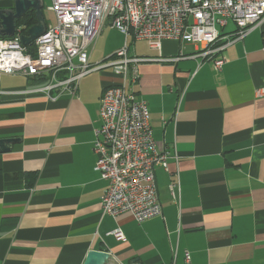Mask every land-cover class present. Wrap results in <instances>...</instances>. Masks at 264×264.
Returning <instances> with one entry per match:
<instances>
[{"label":"crops","instance_id":"1","mask_svg":"<svg viewBox=\"0 0 264 264\" xmlns=\"http://www.w3.org/2000/svg\"><path fill=\"white\" fill-rule=\"evenodd\" d=\"M51 3L43 0L46 26L55 22ZM263 34L264 20L207 59L199 44L163 40L159 52L127 38L129 55L166 58L139 62L136 83L130 66L126 74L169 155L168 170L154 168L162 213L142 222L102 213L107 182L94 170L99 100L121 76L91 71L74 95L49 98L32 91L38 77L0 73V138L18 139L0 152V264H83L90 249L107 251L112 264H184L185 252L191 264H264ZM124 41L105 24L90 62Z\"/></svg>","mask_w":264,"mask_h":264},{"label":"built area","instance_id":"2","mask_svg":"<svg viewBox=\"0 0 264 264\" xmlns=\"http://www.w3.org/2000/svg\"><path fill=\"white\" fill-rule=\"evenodd\" d=\"M49 10L55 22L28 44L33 51L22 45L19 30L13 36H0V73L38 77L41 83L32 91L49 98L74 95L82 77L91 71L110 67L121 76L120 82L104 89L100 125L94 128V170L107 182L101 211L111 216L127 212L137 222L161 215L154 168L168 170L169 155L158 148L147 101L127 86L126 74L130 66V84L136 83L139 62L166 58L129 55L127 38L144 39L159 52L163 40L199 44L202 49L196 54L213 58L264 20V0H52ZM229 20L236 29L223 33ZM105 24L119 30L125 41L103 62L92 63L90 52ZM214 61L217 67L222 62ZM176 185L169 188L178 199ZM112 234L124 239L120 228ZM184 264H191L188 252Z\"/></svg>","mask_w":264,"mask_h":264},{"label":"water","instance_id":"3","mask_svg":"<svg viewBox=\"0 0 264 264\" xmlns=\"http://www.w3.org/2000/svg\"><path fill=\"white\" fill-rule=\"evenodd\" d=\"M30 9L34 10L36 22L21 34L22 45H28L44 33L46 23L42 10L43 0H15L13 8L0 9V36H13L17 30L15 21ZM17 140L13 137L0 138V152L7 151L10 148V144ZM112 262L111 255L107 251L90 249L86 254L83 264H112Z\"/></svg>","mask_w":264,"mask_h":264},{"label":"trees","instance_id":"4","mask_svg":"<svg viewBox=\"0 0 264 264\" xmlns=\"http://www.w3.org/2000/svg\"><path fill=\"white\" fill-rule=\"evenodd\" d=\"M35 22H36V18L34 15V10L30 9L21 18L15 21V25L20 29V32L23 33L28 27L33 25ZM263 43H264V34H263ZM27 49L33 51L32 45H28Z\"/></svg>","mask_w":264,"mask_h":264},{"label":"rangeland","instance_id":"5","mask_svg":"<svg viewBox=\"0 0 264 264\" xmlns=\"http://www.w3.org/2000/svg\"><path fill=\"white\" fill-rule=\"evenodd\" d=\"M43 15H44V17H45V20L47 21V23H51L52 22V18L50 17L51 15L46 11V7H43ZM231 24H233L234 25V23H233V21L232 20H229V22H228V24L225 26V28H227L228 26V29H230V27H231ZM224 28V29H225ZM223 29V30H224ZM96 47V46H95ZM146 47V42L145 41H138L137 43H136V48H145Z\"/></svg>","mask_w":264,"mask_h":264}]
</instances>
